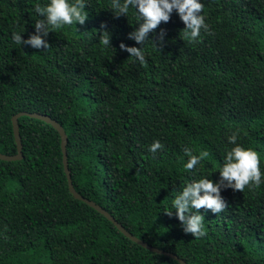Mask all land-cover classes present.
<instances>
[{"label":"trees","instance_id":"16d2710c","mask_svg":"<svg viewBox=\"0 0 264 264\" xmlns=\"http://www.w3.org/2000/svg\"><path fill=\"white\" fill-rule=\"evenodd\" d=\"M48 2L0 0V154L17 153L13 116H48L67 136L75 191L133 237L185 264H264V183L222 189L228 207L200 210V239L183 232L172 208L193 180L218 182L237 129V143L259 153L264 172V0H201L211 35L182 40L185 25L173 11L143 46L128 38L139 26L134 9L117 18L111 0H87L85 24L50 32L47 51L16 45L13 32L35 34L43 17L34 6ZM101 24L108 47L99 44ZM121 43L143 47L146 66ZM18 125L22 159L0 161V264H178L72 197L50 125L28 117ZM156 140L164 148L153 156ZM184 147L209 157L186 171Z\"/></svg>","mask_w":264,"mask_h":264},{"label":"clouds","instance_id":"9594fccd","mask_svg":"<svg viewBox=\"0 0 264 264\" xmlns=\"http://www.w3.org/2000/svg\"><path fill=\"white\" fill-rule=\"evenodd\" d=\"M87 0H49L46 5L37 3L34 11L43 19L35 22V34L29 35L28 39H22V35L13 32L12 40L16 45H27L34 49L47 51L51 45L44 37L50 32H55L64 26L85 24L88 13L85 11ZM115 17L128 16L129 10L134 9L136 21L139 25L134 31L128 34V38L136 44L144 45L149 40V33L154 32L158 26L168 23L171 14L175 11L185 27L180 31L182 40L197 42L201 30L211 35L210 27L206 23L205 16L202 15L204 4L201 0H111L110 6ZM99 44L103 47L110 46L111 33L106 30V25L101 24ZM99 31V30H97ZM166 32L162 29L159 33V41L164 42ZM155 45V43H153ZM156 46V45H155ZM120 49L136 58L141 65L146 66L145 53L143 47H129L124 43L120 44ZM239 129L228 136V143L234 145L223 157L222 165L219 168V180L213 182L208 177L193 180L182 188V191L175 195L172 200V208L175 217L180 221L185 234H190L195 239H200L206 235L204 229V215L200 210L210 211L214 215L225 211L228 203L221 196L222 189H232L234 192H244L246 188L254 191L264 183V172L260 167L259 153L251 148H244L237 143L240 139ZM164 145L159 141H154L148 146V151L155 156L158 151L163 150ZM187 162L184 164L186 171H192L197 165L209 157L208 151H200L194 154L193 149L183 148ZM168 217L173 216V211L164 210Z\"/></svg>","mask_w":264,"mask_h":264},{"label":"water","instance_id":"95a60500","mask_svg":"<svg viewBox=\"0 0 264 264\" xmlns=\"http://www.w3.org/2000/svg\"><path fill=\"white\" fill-rule=\"evenodd\" d=\"M21 117H28L31 119L41 121L47 125H50L58 133V135L60 137V147H61V152H62L63 170H64V173L66 175L68 190H69V193L72 195V197L75 200L80 201V202L86 204L87 206H89L90 208H92L93 210H95L97 213H99L101 216H103L107 221H109L125 238L129 239L134 244H136V245L140 246L141 248H143V249H145L151 253H154L156 255L170 258V259L174 260L175 262H177L178 264H185V262H183V260L178 259L176 256L169 254L167 252H164L162 250L152 248L148 244H146V243L138 240L137 238L133 237L131 234H129L127 231H125L123 229V227L118 222H116L115 219L113 217H111L107 212H105L102 208L97 206L95 203L84 199L75 191L73 184H72L71 175H70V172L68 169L67 152H66L67 136H66L63 128L58 123H56L51 118H49L48 116L36 114V113L28 114L25 112L19 113V114H16L15 116H13L11 118V124H12V132H13V137H14L17 153L14 156H6V155L0 154V161L16 162V161H20L22 159V155H21L22 145H21V138H20V134H19V125H18V120Z\"/></svg>","mask_w":264,"mask_h":264}]
</instances>
